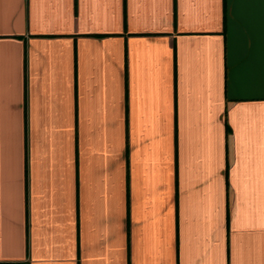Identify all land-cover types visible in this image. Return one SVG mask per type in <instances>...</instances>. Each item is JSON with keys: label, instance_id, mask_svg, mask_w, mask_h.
I'll list each match as a JSON object with an SVG mask.
<instances>
[{"label": "crops", "instance_id": "1", "mask_svg": "<svg viewBox=\"0 0 264 264\" xmlns=\"http://www.w3.org/2000/svg\"><path fill=\"white\" fill-rule=\"evenodd\" d=\"M0 264H264V0H0Z\"/></svg>", "mask_w": 264, "mask_h": 264}]
</instances>
